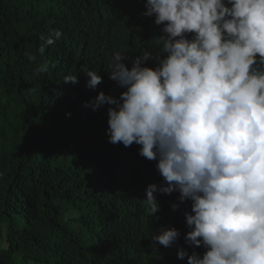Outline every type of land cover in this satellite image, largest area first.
I'll use <instances>...</instances> for the list:
<instances>
[{"label": "trees", "instance_id": "trees-1", "mask_svg": "<svg viewBox=\"0 0 264 264\" xmlns=\"http://www.w3.org/2000/svg\"><path fill=\"white\" fill-rule=\"evenodd\" d=\"M144 11L145 0H0V264H187L180 248L205 251L184 241L191 201L157 191L150 215L156 162L108 142L110 105L86 106L125 90L107 71L115 52L129 70L145 52L156 66L165 34ZM168 227L180 231L173 246L152 240Z\"/></svg>", "mask_w": 264, "mask_h": 264}, {"label": "clouds", "instance_id": "clouds-1", "mask_svg": "<svg viewBox=\"0 0 264 264\" xmlns=\"http://www.w3.org/2000/svg\"><path fill=\"white\" fill-rule=\"evenodd\" d=\"M142 14L165 34L156 66L144 64L145 52L129 70L128 56L115 52L107 71L125 90L101 91L86 106L110 105L108 142L135 143L156 162L161 186L149 184L142 201L150 215L157 191L191 201L184 241L205 251L180 248L178 259L264 264V0H145ZM85 73L88 88L102 83L97 71ZM63 81L78 83L72 74ZM179 237L168 227L151 238L171 247Z\"/></svg>", "mask_w": 264, "mask_h": 264}]
</instances>
